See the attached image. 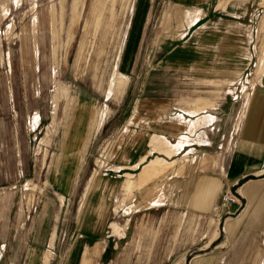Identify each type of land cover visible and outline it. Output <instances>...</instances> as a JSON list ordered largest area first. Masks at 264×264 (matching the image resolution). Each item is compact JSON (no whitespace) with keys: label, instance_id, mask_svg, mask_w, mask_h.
<instances>
[{"label":"rangeland","instance_id":"obj_1","mask_svg":"<svg viewBox=\"0 0 264 264\" xmlns=\"http://www.w3.org/2000/svg\"><path fill=\"white\" fill-rule=\"evenodd\" d=\"M130 1L105 0L98 23L92 15L96 0H8V13L0 23V264H40L47 249L52 250L49 264H75L79 247L97 240L105 244L96 264H111L142 215L159 220L168 209H185L188 204L202 218L201 232L217 227L218 234L207 246L202 242L208 236L196 239L173 262L179 257L184 264H258L261 260L264 264V233L247 220L257 199L248 201L240 189L256 183L264 188V169L247 171L233 186L223 179L234 145L248 137L244 128L254 122L260 128L264 120L263 100H258L264 90V3L219 0L218 11L207 6L212 2L199 4L202 19L185 32L171 12L165 15L169 9L182 11L183 6L150 0L137 19L136 44L129 49L126 37L120 45ZM128 49V80L118 76L107 97L116 58L120 55L118 64L122 63ZM249 85L254 87L246 117L241 119L240 102ZM68 94L87 105L93 103L98 112L105 105L102 122L107 118L89 140L72 184L63 193L48 179V164L63 128ZM190 106L207 107L219 119L210 135L212 147L188 152L192 145L187 143L186 150L168 157L169 161L161 159L166 158L161 153H147L149 135L160 132L168 110L178 113ZM48 126L50 133L45 135ZM177 138L169 140L175 143ZM135 151L146 152L143 162L157 156L143 167L142 162L131 168L132 162L124 161ZM250 162L260 167L256 158ZM112 164L127 167L115 171ZM94 168L98 174L82 202ZM103 178L111 179L109 185L114 186L105 194L95 226L83 230ZM208 178H219L218 194L211 203L230 190L240 199L235 210L219 215L213 213V205L200 207L192 194L199 180L207 185ZM120 226L124 238L111 232L119 233ZM53 227L55 237L49 246Z\"/></svg>","mask_w":264,"mask_h":264},{"label":"crops","instance_id":"obj_2","mask_svg":"<svg viewBox=\"0 0 264 264\" xmlns=\"http://www.w3.org/2000/svg\"><path fill=\"white\" fill-rule=\"evenodd\" d=\"M136 1V2H135ZM131 0L128 8V17L129 22L125 24L124 31L122 33V41L126 37V43L128 41V48L131 49L132 44H136V35L138 33L139 23L140 20H137L148 4L150 0ZM174 5L183 6L184 10L177 11V10H167L165 15H169L170 12L172 16L181 21V25L185 28V32L191 27L195 26L200 22L202 19V11L203 8L198 7L199 4H206L209 3L207 6L212 8L213 11H218L221 4L218 2L219 0H171ZM259 2L264 3V0H259ZM8 0H0V23L5 18L6 14L8 13ZM153 3V2H152ZM151 3V9L147 14V18L145 19V24L143 26V34L145 35V31L147 30V24L149 23V19L152 14L153 4ZM105 0H96L95 10H93L92 15L99 23L103 16V10L106 9ZM133 4V10L131 11V7ZM138 6V7H137ZM227 6V5H226ZM109 10L112 8L109 6ZM221 8V7H220ZM52 11V9H51ZM111 14V13H110ZM132 14V15H131ZM136 15V16H135ZM112 16V14H111ZM133 16L136 17L134 22L133 31L130 34L132 23H133ZM130 23V24H129ZM129 26V27H128ZM125 33V34H124ZM5 36L8 34V30L5 31ZM144 37V36H143ZM142 37V40H143ZM141 38V37H140ZM141 40V43L143 42ZM220 45L216 46V48L220 49ZM1 47H2V38L0 34V55H1ZM121 49V47H120ZM129 49L128 53L126 54L125 58H122V63H119L120 55L117 56L115 65L117 64V77H127L126 74V66L129 62ZM28 51V50H27ZM26 51V52H27ZM36 52V50H35ZM131 52V51H130ZM121 62V61H120ZM120 64L122 69H120ZM115 70V69H114ZM113 70V73H114ZM255 69H253L254 72ZM112 73V74H113ZM238 71H235L237 74ZM239 74V73H238ZM116 77V78H117ZM115 78V80H116ZM111 82V79H110ZM110 85V83H109ZM63 85H59L57 88L60 93H62ZM68 86V85H67ZM254 85H249L248 88L246 87L247 95L245 98H242L240 102V109H241V119L245 116V108L251 97V90L253 89ZM109 88V87H108ZM113 90V89H112ZM264 90H261V95L259 96L258 100H263V107H264ZM61 94L55 99L53 105V112L56 110V105L59 102L58 98ZM260 100V101H261ZM93 104V103H92ZM87 105V102H82L78 97H72L68 94L66 95V100L64 101V111L62 114L63 128L61 133L58 137V142L56 144V149L51 157V160L48 164V172L50 182L53 185L59 186V188L63 191H67L72 184L74 179V173L76 170L77 164L83 159L84 150L89 143V140L100 130L102 125L104 124L105 120L102 124L96 128V121L98 111L93 108V105ZM182 108V107H181ZM207 107H183L182 112H174L171 109L168 110L166 113L167 119L164 118V122L160 125V132H154L149 135V139L146 142V146H150L147 150V153H161L166 156L160 157L165 161L168 157L170 158L172 155L179 153L181 150H186V144L189 143L192 145L191 148H188V152L190 150H198L201 147H212L213 140L211 141L210 135L213 134V130L217 127L218 118L211 112L206 110ZM137 112V109L135 110ZM203 112V113H201ZM175 114V115H174ZM39 116L36 114L34 116L35 123H38ZM131 118V117H130ZM133 116L128 124L133 121ZM170 118H175V120H170ZM260 128H256L258 123H252L250 127H245L244 129L248 132L247 138H241L236 145H234V149L232 154L230 155L229 164H227L225 170V177L223 179L230 183V185H234L237 181H239L242 177L246 175L247 171H251L253 169L260 170L264 169V120L262 122ZM51 125V124H50ZM50 127L46 128L45 135L50 133ZM127 127V126H126ZM259 127V126H258ZM98 129V130H97ZM261 129V130H260ZM97 130V131H96ZM260 130V131H258ZM96 131V132H95ZM177 136V141L171 142L169 139ZM192 136V137H191ZM190 140V141H189ZM42 141L45 139L42 138ZM191 142V143H190ZM133 148V147H132ZM131 148V149H132ZM139 149V147H137ZM187 152V153H188ZM186 153V154H187ZM180 154V153H179ZM146 152H137L135 151L131 156H127V160L125 163H131L129 166L131 168H136L140 163L145 161L146 159ZM157 155L153 156L154 158ZM176 156V155H175ZM73 157H79V160L74 159ZM134 157V158H133ZM254 157L258 160L257 164L262 166L260 167H253L250 158ZM125 158V156H124ZM150 158L143 162V166L147 165L152 159ZM79 161V162H78ZM98 160H96L97 162ZM172 161V160H170ZM122 162V161H121ZM120 163V162H119ZM97 166V163H96ZM112 167L115 171H119L127 167V165L112 164ZM141 167V168H142ZM216 170V169H214ZM217 171V170H216ZM129 172H124L127 174ZM98 174V169L94 168L90 176L87 178V182L84 185V189L81 194L82 202L87 196L89 190L93 187L95 182L96 176ZM219 178H208L207 185L201 183L204 179L199 180L197 188L195 189L194 193L192 194L193 197L197 198V202L200 204V207H210L215 203H211L214 200V196L218 194V187L216 190V186ZM216 180V181H215ZM111 179L103 178L99 183V191L100 196H97L94 201L92 202L91 207L87 215L83 221V230H90L93 228L97 222V217L101 216L100 211L103 209L105 203V194L111 190L113 185H109ZM253 186L255 190H253ZM262 183L256 184H243L241 185L240 189H243L245 194L242 195L248 199V201L253 200L255 197L257 199V205L255 207L254 213L250 214L247 218L248 223L251 225L256 226L257 228L261 229L264 233V188ZM248 188V189H247ZM245 189L247 191H245ZM263 189L262 195L258 198V194L260 190ZM217 191V192H216ZM64 193V192H63ZM63 198V195H60V198ZM61 198V199H62ZM157 200H154L155 202ZM158 202V201H157ZM240 202V199H237V203L230 204V210L236 209ZM208 206V204H210ZM82 205V204H81ZM192 205V204H191ZM207 205V206H206ZM115 210V208L113 209ZM195 209L193 206L185 209L179 210H170L168 209L164 212L159 220H156L152 215L145 213L142 215L137 223L135 224L131 237L125 246L122 249L121 254L118 256L117 259L113 260L111 264H184V260L181 259L176 260L173 262L174 257L179 252H183L186 250L188 245L192 243H196V239L201 237H210L212 238L209 240H204L202 243H206V246L213 240L214 236L218 234L217 227L215 230H211V228L207 229L204 232H201L200 221L201 217L195 216L193 213ZM241 219V218H239ZM118 225L119 223L115 221ZM110 225V224H109ZM121 227V226H120ZM113 235L118 236L119 238L125 237V232L120 228V232H113ZM212 232V233H211ZM211 233V234H210ZM211 235V236H210ZM55 237V227L52 228L49 235V246H52ZM205 238V239H206ZM104 240H97L91 244H84L79 247L76 252V260L75 264H96L98 258L104 249ZM201 245V244H200ZM199 245V246H200ZM52 258V250L47 249L43 252L40 264H49ZM264 261V259H263ZM258 264H262L259 262Z\"/></svg>","mask_w":264,"mask_h":264},{"label":"built area","instance_id":"obj_3","mask_svg":"<svg viewBox=\"0 0 264 264\" xmlns=\"http://www.w3.org/2000/svg\"><path fill=\"white\" fill-rule=\"evenodd\" d=\"M237 199L238 197L230 190L224 191L220 194V197L217 200L218 209L215 213H218L219 215L223 213H230V204L237 203Z\"/></svg>","mask_w":264,"mask_h":264},{"label":"bare ground","instance_id":"obj_4","mask_svg":"<svg viewBox=\"0 0 264 264\" xmlns=\"http://www.w3.org/2000/svg\"><path fill=\"white\" fill-rule=\"evenodd\" d=\"M133 10V4H132V7H131V11ZM128 22H129V19L127 20V24H128ZM127 24H126V27H127ZM125 34V33H124ZM117 64L115 65V70H114V73L112 74V77H111V82H110V85H109V88H108V91H107V97H110V95H111V93H112V87H113V84H114V82H115V78L117 77L116 75H117V72H118V70H117ZM105 105H103L101 108H100V110H99V112H98V116H97V121H96V128H98L100 125H101V122H102V120H103V117H104V114H105ZM98 130V129H97ZM96 130V131H97ZM95 131V132H96ZM217 209H218V204H217V201L213 204V206H212V211H213V213H215V211H217Z\"/></svg>","mask_w":264,"mask_h":264}]
</instances>
